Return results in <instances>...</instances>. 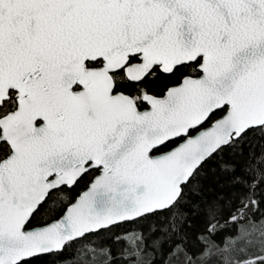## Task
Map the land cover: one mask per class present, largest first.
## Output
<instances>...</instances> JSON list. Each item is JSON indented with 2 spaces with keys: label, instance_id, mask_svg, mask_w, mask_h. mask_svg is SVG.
I'll return each instance as SVG.
<instances>
[{
  "label": "snow or ice",
  "instance_id": "6c2138e0",
  "mask_svg": "<svg viewBox=\"0 0 264 264\" xmlns=\"http://www.w3.org/2000/svg\"><path fill=\"white\" fill-rule=\"evenodd\" d=\"M0 264H264V0H0Z\"/></svg>",
  "mask_w": 264,
  "mask_h": 264
}]
</instances>
